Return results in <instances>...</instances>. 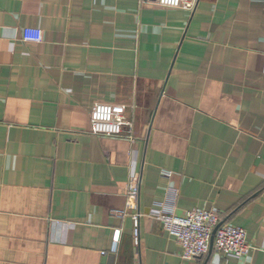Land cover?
<instances>
[{
  "label": "crops",
  "instance_id": "obj_1",
  "mask_svg": "<svg viewBox=\"0 0 264 264\" xmlns=\"http://www.w3.org/2000/svg\"><path fill=\"white\" fill-rule=\"evenodd\" d=\"M152 1L0 0V264H264V0ZM99 103L132 142L91 134ZM131 178L136 239L114 215ZM169 189L248 254L183 263L152 216Z\"/></svg>",
  "mask_w": 264,
  "mask_h": 264
},
{
  "label": "built area",
  "instance_id": "obj_2",
  "mask_svg": "<svg viewBox=\"0 0 264 264\" xmlns=\"http://www.w3.org/2000/svg\"><path fill=\"white\" fill-rule=\"evenodd\" d=\"M152 4L192 12L197 0H153ZM125 114L126 106L95 104L89 114L91 134L132 142L134 126ZM171 175L169 171H161V176L166 179H170ZM138 194V182L135 178H131L125 194V207L122 211L114 212V215L121 219L130 218L132 236L135 239L139 236ZM167 196L171 206L165 203L157 204L152 216L161 223L163 231L180 245V259L183 263L194 261L208 253L211 248L222 256L235 259L243 258L248 254L250 246L243 228L221 222L215 211L187 210L177 215L172 206L177 197L176 192L169 189ZM119 235L120 231L113 234L112 252L117 250Z\"/></svg>",
  "mask_w": 264,
  "mask_h": 264
}]
</instances>
